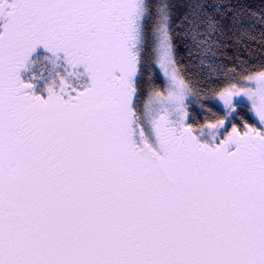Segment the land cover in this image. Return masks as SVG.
<instances>
[{
  "label": "snow or ice",
  "instance_id": "1",
  "mask_svg": "<svg viewBox=\"0 0 264 264\" xmlns=\"http://www.w3.org/2000/svg\"><path fill=\"white\" fill-rule=\"evenodd\" d=\"M0 264H264V0H0Z\"/></svg>",
  "mask_w": 264,
  "mask_h": 264
},
{
  "label": "trees",
  "instance_id": "2",
  "mask_svg": "<svg viewBox=\"0 0 264 264\" xmlns=\"http://www.w3.org/2000/svg\"><path fill=\"white\" fill-rule=\"evenodd\" d=\"M249 2H250V3H253V4H258V3H259V0H249ZM233 52H235V49H233ZM182 54H183V53H182ZM232 54H233V53H229L228 55L231 56ZM224 62H225V63H228L229 67H232V64H231L229 61L225 60Z\"/></svg>",
  "mask_w": 264,
  "mask_h": 264
}]
</instances>
